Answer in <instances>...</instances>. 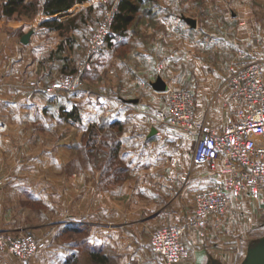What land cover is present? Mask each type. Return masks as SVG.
<instances>
[{
	"label": "crops",
	"instance_id": "crops-1",
	"mask_svg": "<svg viewBox=\"0 0 264 264\" xmlns=\"http://www.w3.org/2000/svg\"><path fill=\"white\" fill-rule=\"evenodd\" d=\"M229 8L228 10L227 6L216 7L213 4L195 5L190 9L191 13L186 15L183 8H177L176 20L157 21L155 26L150 28V31H154L153 34L146 37L145 42L151 43L153 38L162 41L166 29L174 27V56H114V60L117 58L119 62L111 69H105L106 56L96 57L99 59V66L95 90L98 111L95 118L98 120L100 117L110 116L112 121L119 120L125 128L124 135L139 141L138 145L141 146L135 149H122L119 153V156L134 163L127 170L129 176L120 178L118 183L112 184L111 187L100 186L103 184L101 169L88 168L76 163L74 158L77 154L81 156L82 151L74 149L64 152L65 175L58 179L57 184L56 176L53 178L49 176L51 183H54V190H63V197L54 203V207L57 206L53 212L54 221H63V215L66 216L69 212L72 216L79 217L80 223H92L91 232L100 244L97 249L101 250L110 245L112 250L120 253L145 251L142 264H160L159 257L150 246L152 230L179 223V216L183 212L176 194L185 182L191 188L208 187L216 182V172L210 165H193L192 153L186 152L184 140L175 138L174 135L168 134L176 139L177 147L167 148L165 139L167 135L163 133L161 127L154 125L151 116L152 112L167 108L166 97L156 93L153 88L161 83L169 84L168 78L180 79L196 96L197 122L204 121L212 127L222 128L234 118L233 109L225 108L229 97V90L223 83L224 76L225 78L227 76L226 60L235 55L233 44L238 42L247 48L248 56L255 57L260 63L261 58L257 57L264 56V38L262 44L258 45L253 30L260 28L264 22L253 19L252 13L255 8L250 9L248 5L241 6L239 10V14L244 13L245 18L239 16L241 18L239 22L231 21L227 17L229 14L234 16L237 12L233 11V7ZM218 14H223V20H220ZM196 28L202 30V35L206 37L205 43L203 42L200 47L202 49L195 44ZM216 29L223 30V33L216 32ZM44 32H48L49 35L53 33L54 36L58 31ZM13 37L8 35L0 22V111L3 110V119L11 127L10 131L0 133L1 174L25 172L24 165L17 162L24 153L23 135L18 132L21 120L16 116H9L8 109L22 108L26 103L29 106L38 104L41 109H48L46 107L53 105L52 101L41 95L29 96L25 93L24 80L29 78L25 72L36 74L45 69L49 73L55 72L58 61H61V56H40L39 45L36 42L39 40L38 35L36 38L34 35L32 40L28 41L34 45V55L29 53L28 43L23 42L24 44H20H23L22 46L13 44ZM209 38L211 41H223L226 54L219 56L218 59L217 56H206L207 53L202 50L216 46L211 44L212 42L209 43ZM14 39L17 42L16 36ZM56 41L55 37L47 40V48L53 49ZM167 53L170 55L172 51L170 54ZM155 77L164 78L165 81H158L152 86ZM83 90L82 93L86 96L88 89ZM154 128L155 131L152 132ZM80 137L82 138V134ZM14 157L16 162L9 163ZM55 160L52 158V161ZM30 170L39 171L38 166L31 167L28 171ZM51 170L53 172L49 168L48 173L55 174L54 169ZM14 180L0 187V224L3 219V205L11 204L9 195L12 189L17 190L24 185L22 181ZM91 206H94L95 212H88ZM235 207L239 211L247 210L249 214L246 212L242 216L239 212L233 213L227 219V225L223 224L225 228H218L211 222L204 233L187 231L183 239L189 253L178 264H247L252 259L254 251L262 252L264 234L256 238L257 241L250 240L241 254L233 251L231 231L228 233L227 227H231L233 222L242 223L240 226L246 229L257 224L264 210V194L260 198L244 196ZM5 209L8 211V207ZM84 216L89 218L83 219ZM57 231H59L57 226L48 231L51 232L50 236H53L50 248L46 254L42 252L37 258L32 259L30 264L58 263L63 257L62 254L76 251L74 245L73 250H70L69 244L62 245L60 241L56 242L63 230ZM0 264H17V261L15 257L0 251Z\"/></svg>",
	"mask_w": 264,
	"mask_h": 264
},
{
	"label": "rangeland",
	"instance_id": "rangeland-1",
	"mask_svg": "<svg viewBox=\"0 0 264 264\" xmlns=\"http://www.w3.org/2000/svg\"><path fill=\"white\" fill-rule=\"evenodd\" d=\"M29 1L35 2L37 11L40 9L43 0ZM117 2L118 0H108V5L116 9ZM209 4H213L216 7L227 6L228 10L230 9L229 6L231 8L233 7V11H236L237 13L234 16L228 13L229 17H227V19L238 22L241 19L239 16L245 18L243 17L244 13L239 14L241 6L248 5L250 9L255 8L252 13L254 17L253 19L262 23L264 22V0H144L141 12L139 13L136 21L129 26L126 34L119 36L118 38H114L112 40V44L106 41V45L100 50L96 57L106 56V64L104 65L105 69H111L115 68L116 63L119 62L117 58L114 60V56H172L173 50L175 49L174 27H168V29H166V33L162 35V41H157L153 38L151 43L146 44V37L152 35L154 32L153 30L150 31V28L155 26L157 21L165 22L176 20L175 11L177 8H183L186 15L191 13L190 9L195 5L205 6ZM105 9L106 5L103 3V0H94L93 11L86 13V18L79 29L68 32L65 35H61L58 31L57 33H54V36L53 33H50L49 35L48 32H44L49 29L39 26V20L41 18L40 12L32 13L30 15L14 14L11 17H7L3 15L0 10V22L3 25V29L7 30L9 36H16L17 42H15L13 37V44L22 46L24 43H28L30 39L32 40L34 35L35 38L38 35L39 40L36 42L39 45L38 52H40V56H61V61H58L57 70L55 72L51 71L49 73L46 69L43 72H35L36 74L25 72V74L29 76L28 80H24L23 88L25 93L29 96H34L36 94L41 95L46 100L52 101L53 105L46 107L48 109H41L38 104H31L29 106L27 105L28 103H26L22 108H18L16 110L8 109L7 111L9 116H16L19 120H21L20 126H18V132L23 135L24 153L17 159V162L24 165L25 172L20 174L0 173V187L4 186L7 182L15 181L14 179H18L19 182L22 181L24 184L23 187L17 188V190L12 189L13 191L9 195V197H11L9 198V202L11 204L8 206L3 205V221L1 220L2 224H0V235L4 238L34 237L39 241L45 242V247L38 250L36 255L30 259L28 264H30L32 259L37 258L38 255L42 254V252L46 254L53 241V236H50L51 232L48 231L52 230L56 226L57 230H63L60 237L57 238L59 240L56 242L60 241L62 245L69 244V248H71L70 250H73L72 248L74 245L76 247V251H70L66 254H62L63 257L58 263L46 264H96V262H94L90 257V251L93 249L98 250L101 254L107 255L108 264H142V257L143 255L144 257L146 255L145 251L143 253H128L127 251L120 253L112 250L113 248H111L110 245L106 246L104 249L100 248L101 250L97 249L100 244L97 243L96 237L93 236L94 233L91 232L90 225H92V223H80V220L78 219L79 217L72 216L69 212L66 216L63 215V221L58 222L57 220H53V212L57 209V206L54 207V203L63 197V190H54V183H51V178H49V176L53 178L55 175L57 184L58 179H60L62 175H65L63 172V164L65 160L64 152L69 150L73 151L74 149L82 151L81 156L79 154L75 156L74 159L76 160V163L78 165L88 166V168L96 167L101 169V179L104 178V180L102 181L103 184L100 186L111 187L112 184H117L120 178L129 176V172L127 170L134 162L122 156L115 157L110 160V162H108V155L101 158L94 157V155L92 157V155L88 154L90 153L88 147H90L91 144L93 147L102 146L110 152L112 151L111 149L116 148L115 143L119 140L120 143L118 144V151L120 153L122 149H135L141 146L138 145L139 141L124 135L126 134L124 132V126L121 130H119L118 127H114L113 131L111 129L106 130V133L99 134L96 142H91L88 146L84 137L86 129L91 124L101 122V117L98 120L95 118V114L98 111L96 109L95 90L99 59L96 57L94 58L91 69L80 70L79 64L85 56V52L93 32L104 17ZM178 14L180 15V13ZM218 15L220 16V20H223V14ZM195 31L197 32L195 36V44H198L197 47L200 48L202 47V43H205L206 37L202 35V30L196 28ZM219 31L223 33V30L216 29V32L219 33ZM254 32L256 35L255 42L258 45H261L264 38V25L253 30V33ZM24 36H27L26 42L22 40ZM51 37H55L57 40L53 44V49L47 48L46 44V41L51 39ZM149 41L150 39H148V42ZM208 41L209 43L212 42L211 44L216 46L209 47V50H202L207 53L206 56H217L218 59L219 56L226 54L224 52L226 48L224 47L223 41H211L210 38ZM21 43L23 44L20 45ZM28 45L29 53L31 52V54L34 55V45L30 43H28ZM25 46L27 48V45ZM233 46L235 55H232L233 57L230 60H226L227 65L225 68V75L228 73L230 66L236 62L239 50H243L249 55L247 48L245 46H241L238 42L233 44ZM171 51L172 53L170 54ZM167 52H169L170 55H168ZM60 58H58V60ZM257 58H261L262 63H260L264 67V56H258ZM249 59L251 61H256L253 56H249ZM62 76H64L62 86L53 88V84L58 83ZM168 79V83L173 85H187L180 79L172 77ZM225 79L226 78L224 76L223 83H225ZM158 81H165V79L155 77L152 81V86H154ZM83 88L88 89L86 90L88 91L86 96L82 93ZM83 103H87V109H85V104ZM73 106L78 108L81 115V120L78 122L66 120L61 115L63 108L70 109ZM225 108L227 110L232 109L229 97ZM166 109L163 111L152 112V115L157 116L166 111ZM81 113L83 114L84 119H82ZM107 118H110V116H107ZM111 119L112 118H110L109 122H112ZM153 119L154 125L161 127V129H163V133H166L167 135L165 137L167 148L171 149L177 147L175 144L176 139H173L174 137H170V135H168L171 134L174 135L175 138L181 139L182 141L184 140V147L187 153L193 152L196 144V135L194 133L181 128L169 126L165 123H160L155 118ZM84 120L86 122H84ZM10 129L11 127H9V124L3 119L2 110L0 111V133L8 132ZM81 134L82 138L80 137ZM100 138L105 139V143L103 145L99 142ZM80 139L81 141H79ZM106 140H109L108 143ZM160 147L162 146L160 145ZM52 158H55L56 160L52 161ZM10 162L11 164H14L16 162V157L11 159L9 163ZM37 166L39 171H28L29 168ZM49 168L50 171H52L51 168H53L55 174L48 173ZM197 189L198 188L196 187H188L185 182L184 186L177 192L176 196H178V200L182 204L183 212L182 215L179 216V223L184 221L191 214L192 198ZM7 207L8 211H5V208ZM234 207L229 216L236 212H239V214L243 216V214L248 212L247 210L239 211L237 207ZM93 208L94 206H91L88 212H95ZM247 214H249V212ZM88 216H84L83 219H88ZM260 218L261 219L257 224L255 223L247 229L240 226L242 224L240 222H233L231 227H227V232L231 231V249L233 251L241 254L242 251L249 245L248 243L250 240L255 241L256 238L264 234V210ZM227 219L224 225H227ZM224 225L222 228H225ZM252 243L255 244L256 242ZM260 245L261 244H259V246ZM254 247H256V245H254ZM102 250L105 253H103ZM0 251L4 254H9L10 256L15 257L17 264H21L17 256L9 249L0 246ZM260 254L264 255V249H262ZM68 259L69 262H67ZM259 263L261 264L262 262H257V264Z\"/></svg>",
	"mask_w": 264,
	"mask_h": 264
},
{
	"label": "built area",
	"instance_id": "built-area-1",
	"mask_svg": "<svg viewBox=\"0 0 264 264\" xmlns=\"http://www.w3.org/2000/svg\"><path fill=\"white\" fill-rule=\"evenodd\" d=\"M103 3L106 5L104 17L91 36L80 70L91 69L94 58L106 45L115 8L108 5V0ZM63 77L52 87H61ZM225 85L234 118L222 128L196 121V96L188 87L169 83L154 89L165 95L167 109L151 116L160 123L194 133L193 165H210L216 172L214 184L194 192L192 212L184 221L152 230L150 246L160 264H178L188 255L183 239L187 231L204 233L211 222L220 228L244 196L260 198L264 194V67L251 61L247 52L239 50ZM0 246L14 253L21 264H28L45 247V242L34 237L0 235Z\"/></svg>",
	"mask_w": 264,
	"mask_h": 264
},
{
	"label": "trees",
	"instance_id": "trees-1",
	"mask_svg": "<svg viewBox=\"0 0 264 264\" xmlns=\"http://www.w3.org/2000/svg\"><path fill=\"white\" fill-rule=\"evenodd\" d=\"M143 5L144 0H118L114 11L113 23L106 37V41H108V43L112 44V40L114 38H118L119 36L126 34L129 26L136 21ZM93 9L94 0H43L40 9L37 11L36 4L33 1L0 0V10L3 15L11 17L14 14L30 15L32 13L40 12L41 18L39 20V26L49 30H57L61 35H65L68 32L79 29L86 18V13L92 12ZM61 115L66 120L74 122L81 120V115L76 106H73L70 109L63 108ZM100 121L101 122L97 124H91L86 129L84 137L86 139L87 146L90 145L91 142H96L99 134L106 133V130L111 129L113 131L114 127H118V129L121 130L123 127L119 120L109 122L110 118L101 117ZM106 141L108 143L109 140ZM99 142L103 145L105 143V139L100 138ZM119 143L120 142L118 140L115 143L116 148L111 149L112 151L110 152L102 146L93 147L91 144L90 147H88L90 153H88V151L87 153L92 155V157L94 155V157L97 158L108 155V162H110V160L119 156ZM102 180H104V178H102L101 181ZM90 257L94 262H96V264H108L107 255L101 254L98 250H91ZM67 262H69V259Z\"/></svg>",
	"mask_w": 264,
	"mask_h": 264
},
{
	"label": "water",
	"instance_id": "water-1",
	"mask_svg": "<svg viewBox=\"0 0 264 264\" xmlns=\"http://www.w3.org/2000/svg\"><path fill=\"white\" fill-rule=\"evenodd\" d=\"M24 42L27 41V36H24L23 39H22ZM165 85L164 84H158L157 86H155V88H163ZM155 131V128L152 129V132ZM262 262L261 264H263L264 262V255H261L260 253H257V251L255 252L254 251V255L252 257V259L250 261H248L247 264H257V262ZM260 264V263H259Z\"/></svg>",
	"mask_w": 264,
	"mask_h": 264
}]
</instances>
